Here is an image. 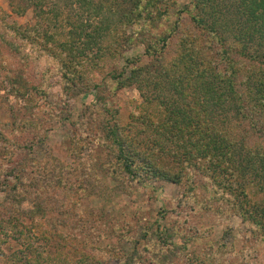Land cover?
Segmentation results:
<instances>
[{
    "label": "rangeland",
    "instance_id": "374dc122",
    "mask_svg": "<svg viewBox=\"0 0 264 264\" xmlns=\"http://www.w3.org/2000/svg\"><path fill=\"white\" fill-rule=\"evenodd\" d=\"M12 1L0 0L6 22L29 31L36 40L34 54H42L39 45L57 58L34 57L27 69L17 62L4 65L0 59V219H10L5 207L12 205L13 187L25 177V186L17 191L20 206H13L18 210L13 220L20 217V225L0 226V264H25L26 258L33 261L27 264H34L38 250L52 258L44 264H79L80 258L70 250L59 251L54 242L44 240L34 228L39 220L28 214L36 210V201L28 200V158L34 161L30 169L33 163L44 166L49 156L56 160L49 165L56 170L54 184L61 186L47 189L49 197H43L44 206L64 203L66 209L75 202L83 220L95 211L93 217L102 219L89 227L95 226L93 232L95 229L104 236L96 245L103 255L112 249L133 247L113 236V227L124 228L128 222L138 230L141 225L156 223L178 234L169 240L175 255L173 264H264V236L216 192L214 181L194 166L196 161L184 163L187 169L180 184L164 180L118 182L111 178L109 185L119 190L102 195L94 192L99 189L95 164L108 158L104 148L110 143L102 129L110 122L125 126L134 120V114L142 117L147 107L155 112L171 96V75L166 79L163 72H177L176 60L183 54L178 39L185 30L196 31L189 12L193 11L191 0H163L159 10L170 17L162 23L152 21L140 8L135 11L132 0H42L41 17L35 8L41 0ZM97 7L104 9L109 24L102 22L104 16L97 18ZM177 11H182V28L171 36L173 23L179 18ZM82 26L91 34L106 31L105 40L95 36L87 42L83 37L77 40L75 51L65 50L64 42ZM155 34L170 39L165 43ZM244 64L239 85L249 83L252 76L263 78L264 64L252 60ZM12 67L16 84L8 77ZM132 68L139 69L138 78L131 77ZM111 75L121 77L113 80ZM153 80H162L164 88L155 89ZM21 84L33 87L35 97L22 94L18 89ZM133 125L136 132L141 127L140 123ZM8 145L12 148L7 149ZM173 168L172 173H179L178 164ZM250 186L248 197L253 204L263 206L264 193H255V184ZM47 216V225L59 223L57 213ZM71 219L79 224L81 217L73 215ZM59 230L67 233L65 227L59 226ZM90 264L99 263L92 260ZM102 264L123 262L107 260Z\"/></svg>",
    "mask_w": 264,
    "mask_h": 264
},
{
    "label": "trees",
    "instance_id": "16d2710c",
    "mask_svg": "<svg viewBox=\"0 0 264 264\" xmlns=\"http://www.w3.org/2000/svg\"><path fill=\"white\" fill-rule=\"evenodd\" d=\"M162 2L132 0V6L135 11L137 8L142 9L152 21L162 23L170 17L168 12L159 10L158 6ZM191 4L193 11L189 12L198 32L185 30L178 39L183 54L176 60L179 64L177 72H163L166 79L171 75L168 86L171 96L164 103L161 102L155 112L147 107L142 117L134 114V120L125 126L110 122L102 129L101 132L106 134L110 143L104 144L108 158H99L101 160L95 164L99 189L94 192L102 195L119 190L109 185L108 179L111 178L118 182H124V179L127 182L164 180L180 184L187 169L184 163L192 165L196 161L198 165L194 166L214 181L216 192L238 211L237 214L245 222L264 236V205L253 204L247 191L252 188L250 185L255 184V193H264V141H261L264 138V75L263 78L254 79L252 76L248 79L249 83L243 85L238 83L245 60L264 64V0H191ZM35 8L37 16L41 17L44 13L43 1L35 3ZM95 14L97 18L104 16L102 22L109 24L102 7L95 8ZM181 14L182 11H177L179 18L173 23L174 30L169 33L171 36L182 28ZM78 30L79 33H71L64 42L65 50L75 51L77 40L83 37L87 42L95 36L96 40L102 38L104 41L107 33L96 30L91 34L84 31L83 26L78 27ZM155 36L165 43L170 39V36ZM32 38L29 31L20 25L7 23L6 14L0 7L2 64L17 62L27 69L28 61L34 57L57 58L49 51L44 52L39 45L42 54H34L32 50L36 40ZM14 69L12 67L8 77L16 84ZM130 72L131 77L140 76L138 68H132ZM120 77L111 75L113 80ZM153 85L157 90L164 88L162 80L154 81ZM19 88L25 96H34L33 87L21 84ZM201 121L203 127L200 126ZM134 123L141 124V127L136 126L140 127L137 132L134 131ZM244 123H248L249 127ZM10 148L8 145L7 149ZM54 161L55 158L49 156L44 166L33 163L34 167L29 169L34 161L28 158V200L32 198L36 201V210L31 209L28 214L39 220L34 228L44 240L54 242L59 251L70 250L80 258L79 264H90L92 260H97L99 264L107 260L121 261L123 264L174 263L175 255L169 240L178 234L164 230L162 225H141L136 230L127 222L124 228L113 227L111 234L118 237L120 242L127 240L133 247L130 250L122 247L112 249L103 255L96 245L104 236L96 233L95 229L93 232L95 226L89 227L102 219L98 215L93 217L95 211L87 220H83L75 202L66 209L63 208L64 203L57 207L48 204L44 206L43 197H49L47 189L57 190L61 186L57 182L54 184L56 170L49 167ZM175 163L178 164L179 173L170 170ZM42 172L44 174H40ZM23 178L20 177L18 184L13 187L12 197L15 198L12 199V205H6L4 210L10 219L1 218V227H5L6 223L12 227L20 225V217L13 220L16 218L15 213H18L13 206H20L17 191L25 186ZM52 212L59 216L57 226L45 223L47 215ZM73 215L80 216L82 224H74L71 219ZM59 226L65 227L67 233L61 232ZM37 254L38 259L34 264H44L52 259L48 252L38 250ZM105 255L107 257L98 259ZM24 262L27 264L33 261L26 258Z\"/></svg>",
    "mask_w": 264,
    "mask_h": 264
}]
</instances>
